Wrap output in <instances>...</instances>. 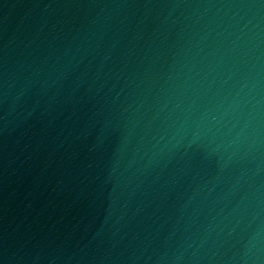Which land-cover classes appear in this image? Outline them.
Segmentation results:
<instances>
[{
	"label": "water",
	"instance_id": "water-1",
	"mask_svg": "<svg viewBox=\"0 0 264 264\" xmlns=\"http://www.w3.org/2000/svg\"><path fill=\"white\" fill-rule=\"evenodd\" d=\"M0 264H264V0H0Z\"/></svg>",
	"mask_w": 264,
	"mask_h": 264
}]
</instances>
